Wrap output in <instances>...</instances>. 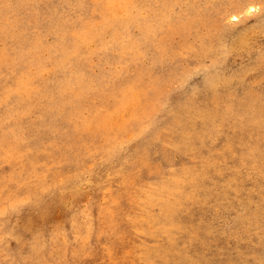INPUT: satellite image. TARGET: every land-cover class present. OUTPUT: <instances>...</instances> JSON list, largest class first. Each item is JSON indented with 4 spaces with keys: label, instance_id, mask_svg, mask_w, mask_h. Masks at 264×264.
I'll list each match as a JSON object with an SVG mask.
<instances>
[{
    "label": "rangeland",
    "instance_id": "1",
    "mask_svg": "<svg viewBox=\"0 0 264 264\" xmlns=\"http://www.w3.org/2000/svg\"><path fill=\"white\" fill-rule=\"evenodd\" d=\"M263 251L264 0H0V264Z\"/></svg>",
    "mask_w": 264,
    "mask_h": 264
},
{
    "label": "bare ground",
    "instance_id": "2",
    "mask_svg": "<svg viewBox=\"0 0 264 264\" xmlns=\"http://www.w3.org/2000/svg\"><path fill=\"white\" fill-rule=\"evenodd\" d=\"M160 1H161V0H160ZM107 2H108V1H107ZM115 2H116V1H115ZM120 2H122V1H120ZM158 2H159V1H158ZM165 2H166V1H165ZM113 3H114V2H113ZM118 3H119V2H118ZM130 4H131V3H130ZM155 4H156V3H155ZM166 4H167V3H166ZM118 5H119V4H118ZM169 5H170V4H169ZM169 5H168V6H169ZM110 6H111V5H110ZM126 6H127V5H126ZM164 6L166 7V5H164ZM168 6H167V7H168ZM170 6H171V5H170ZM173 6H174V5H173ZM108 7H109V6H108ZM113 7H115L114 4H113ZM122 8H123V7H122ZM169 8H170V7H169ZM171 8H172V7H171ZM173 8H174V7H173ZM248 8H249V11H255V10H256V3H254V2L249 3V4H248ZM105 9H106V8H105ZM159 9H160V8H159ZM162 9H163V7H162ZM123 10H124V9H123ZM96 12H97V11H96ZM105 12H106V11H105ZM108 12H109V11H108ZM108 12H107V13H108ZM122 12H123V11H122ZM112 13H113V11H112ZM114 13H115V12H114ZM142 13H143V12H142ZM103 14H104V13H103ZM119 15H120V14H119ZM119 15H118V16H119ZM236 15H237V14H236ZM234 17H235V16H234ZM238 17H239V16H238ZM231 18H233V17H231ZM164 19H165V18H164ZM111 20H112V19H111ZM236 20H237V19H236ZM99 22H100V21H99ZM102 22H103V21H102ZM165 22H166V21H165ZM97 23H98V22H97ZM89 27H90V26H89ZM103 27H104V26H103ZM154 27H155V26H154ZM155 29H156V28H155ZM108 30H109V29H108ZM153 30H154V28H153ZM162 30H163V29H162ZM89 31H90V30H89ZM159 31H161V30L159 29ZM93 33H96V32H93ZM165 33H166V32H165ZM85 34H86V32H85ZM88 37H89V36H88ZM88 37H87V38H88ZM92 37L94 38V36H92ZM94 41H95V40H94ZM94 43H95V42H94ZM92 47H94V46H92ZM79 51H80V50H79ZM114 52H115V51H114ZM127 61H128V60H127ZM223 75H224V74H223ZM131 90H132V89H131ZM31 97H32V96H31ZM134 98H135V97H134ZM138 102H139V101H138ZM133 104H134V103H133ZM131 105H132V104H131ZM136 105H137V104H136ZM126 107H127V106H126ZM137 108H138V107H137ZM124 110H125V109H124ZM102 111H103V110H102ZM111 111H112V109H111ZM113 111H114V110H113ZM126 111H127V110H126ZM117 112H118V111H117ZM116 114H117V113H116ZM123 116H124V115H123ZM259 116H260L259 114H253L252 117H251V119H250V121H251V122H255L257 119H259ZM111 121H112V120H111ZM127 121H128V120H127ZM102 122H103V121H102ZM105 122H106V121H105ZM115 122H116V121H114V123H115ZM119 122H120V121H119ZM110 123H111V122H110ZM103 124H104V123H103ZM120 124H122V123L120 122ZM108 125H109V124H108ZM87 126H88V125H87ZM95 126H98V125L96 124ZM99 126H100V125H99ZM112 126H113V125H112ZM85 127H86V126H85ZM83 128H84V127H83ZM105 128H106V126H105ZM92 130H93V129H92ZM87 131H88V130H87ZM141 131H142V130H141ZM139 133L141 134V132H139ZM130 161H131V160H130ZM90 164H91V163H90ZM73 170H74V169H73ZM59 172H60V171H59ZM82 172H83V171H82ZM61 173H62V172H61ZM61 173H60V174H61ZM70 173H71V172H70ZM70 173H69V176L71 175ZM57 174H58V173H57ZM73 174H74V173H73ZM168 174H169V173H168ZM149 175H150V174H149ZM157 175H158V174H157ZM157 175H156V176H157ZM54 176H55V175H54ZM59 176H60V175H59ZM67 176H68V175H67ZM73 176H74V175H73ZM163 176H164V175H163ZM56 177H57V176H56ZM70 177H71V176H70ZM75 177H76V173H75ZM146 177H147V176H146ZM154 177H155V175H154ZM158 177H159V176H158ZM71 178H72V177H71ZM73 178H74V177H73ZM76 178H77V177H76ZM76 178H75V179H76ZM151 178H152V177H151ZM155 178H156V177H155ZM162 178H163V177H162ZM120 179H121V178H120ZM147 179H148V178H147ZM64 180H65V179H64ZM64 180H63V181H64ZM68 180H70V179H68ZM148 180H149V179H148ZM155 180H156V179H155ZM63 181H62V182H63ZM70 181H71V180H70ZM76 181H77V180H76ZM152 181H153V180H152ZM62 182H60V183L62 184ZM68 184H69V183H68ZM47 185H48V184H47ZM52 185H53V184H52ZM48 186H49V185H48ZM55 186H56V185H55ZM50 187H52V186H50ZM45 188L47 189L48 187H45ZM49 190H50V189H49ZM44 191H45V190H44ZM48 192H49V191H48ZM59 192H60V191H59ZM133 192H134V191H133ZM43 193H44V192H43ZM131 193H132V192H131ZM50 194H51V193H50ZM50 194L48 193V195H50ZM144 194H145V193H144ZM155 194H156V193H155ZM36 195H37V194H36ZM36 195H35V196H36ZM72 195H73V194H72ZM137 195H138V194H137ZM23 196H25V195H23ZM31 196H33V195H31ZM18 197H19V196H18ZM29 197H30V196H29ZM37 197H38V196H37ZM39 197H40V194H39ZM132 197H134V196L132 195ZM24 198H25V197H24ZM24 198H23V199H24ZM30 198H31V197H30ZM68 198H69V197H68ZM108 198H109V197H108ZM56 199H57V198H56ZM56 199H55V200H56ZM70 199H71V198H70ZM72 199H73V198H72ZM74 199H75V198H74ZM171 199H172V198H171ZM13 200H14V199H13ZM109 200H110V198H109ZM25 201H27V200H25ZM36 201H38V200H36ZM12 202H13V201H12ZM30 202H31V201H30ZM34 202H35V200H34ZM50 202H51V201H50ZM63 202H64V201H63ZM65 202H66V201H65ZM236 202H237V201H236ZM6 203H8V202H6ZM19 203H20V201H19ZM22 203H23V202H22ZM22 203H21V204H22ZM25 203H27V202H25ZM56 203H57V202H56ZM68 203H69V202H68ZM9 204H10V203H9ZM23 204H24V203H23ZM28 204H29V203H28ZM47 204H48V203H47ZM49 204H50V203H49ZM52 204H54V203L52 202ZM102 204H103V203H102ZM237 204H239V203H236L235 205H237ZM5 205H6V204H5ZM10 205H12V204H10ZM25 205H26V204H25ZM6 206H7V205H6ZM8 206H9V205H8ZM14 206H16V209H19V208H17V207H18L17 204L14 205ZM14 206L12 205V207H9V208H13ZM42 206H43V205H42ZM53 206H54V205H53ZM99 206H100V205H99ZM23 207H24V205H23ZM99 208H103V206H102V207L100 206ZM212 208H213V207H212ZM212 208H211V209H212ZM14 209H15V208H14ZM16 209H15V212H16ZM20 209H21V208H20ZM74 209H75V208H74ZM11 210H12V209H11ZM100 210H101V209H100ZM12 211H13V210H12ZM19 211H21V210H19ZM28 211H29V210H28ZM30 211H31V210H30ZM101 211H102V210H101ZM103 211H105L104 208H103ZM153 211H154V210H153ZM33 212H34V211H33ZM48 212H49V211H48ZM99 212H100V211H99ZM25 213H26V212H25ZM91 213H92V212H91ZM47 214H48V213H47ZM67 214H68V213H67ZM78 214H79V213H78ZM251 214H252V213H251ZM252 215H253V214H252ZM77 216H79V215H77ZM194 216H195V215H194ZM194 216H193V217H194ZM112 217H113V216H112ZM210 217H212V216H210ZM248 217H249V216H248ZM35 218H36V216H35ZM253 218H254V217H253ZM21 219H22V218H21ZM75 219H76V217H75ZM78 219H79V218H78ZM125 219H126V218H125ZM205 219H206V218H205ZM210 219L212 220V218H210ZM32 220H33V218H32ZM30 221H31V220H30ZM30 221H29V222H30ZM205 222H206V221H205ZM18 223H19V222H18ZM23 223H24V221H23ZM25 223H26V222H25ZM180 225H181V224H180ZM214 225H215V223H214ZM191 226H192V225H191ZM28 228H29V227H28ZM170 228H171V227H170ZM30 230H31V229H30ZM171 230H172V229H170V231H171ZM45 231H46V230H45ZM180 231H181V230H180ZM182 231H183V230H182ZM207 231H209V230H207ZM36 232H37V231H36ZM178 232H179V231H178ZM206 234H207V233H206ZM172 236H174V235H172ZM191 236H192V235H191ZM203 236H205V235H203ZM80 237H81V236H80ZM145 237H146V236H145ZM210 237H211V236H210ZM81 238H82V237H81ZM89 238H90V237H89ZM168 238H169V236H168ZM172 238L174 239V237H172ZM142 239H143V238H142ZM175 239H176V238H175ZM201 239H202V238H201ZM210 239H211V238H210ZM63 241H65V240H63ZM169 241H170V240H169ZM203 241H204V240H203ZM100 242H101V241H100ZM201 242H202V240H201ZM201 242H200V243H201ZM92 244H93V243H92ZM145 244H146V243H145ZM177 245H178V243L176 244V246H177ZM204 245H205V244H204ZM172 246H173V245H172ZM174 246H175V242H174ZM201 246H203V245L201 244L200 247H201ZM198 247H199V246H198ZM198 247H196V248H198ZM182 248H183V245H182ZM158 249H159V248H158ZM160 249H161V248H160ZM160 249H159V250H160ZM174 249H175V248H174ZM178 249H179V248H178ZM218 249H219V248H218ZM159 250H158V251H159ZM162 250H163V249H162ZM165 250H167V249L165 248ZM165 250H164V251H165ZM170 250H171V249H170ZM182 250H183V249H182ZM184 250H185V248H184ZM184 250H183V251H184ZM196 250H197V249H196ZM196 250H195V251H196ZM198 250H200V248H199ZM93 251H95V250H93ZM158 251H157V252H158ZM168 251H169V250H168ZM173 251H174V250H173ZM186 251H187V249H186ZM191 251H194V250H191ZM195 251H194V253H195ZM204 251L206 252V249H205V248H204ZM147 252H148V251H147ZM165 252H166V251H165ZM184 252H185V251H184ZM196 252L198 253V251H196ZM263 252H264V251H263ZM186 253H187V252H186ZM197 253H196V254H197ZM201 253H202V255L204 254L203 252H201ZM201 253H200V254H201ZM261 253H262V252H261ZM206 254H207V253H206ZM176 255H177V254H176ZM191 255H192V254H191ZM202 255H200V256H202ZM260 255H261V254H260ZM263 255H264V254H263ZM93 256H94V254H93ZM170 256H171V255H170ZM179 256H180V255H179ZM203 256H204V255H203ZM95 257H96V256H95ZM188 257H189V256H188ZM190 257H191V256H190ZM93 258H94V257H93ZM148 258H149V257H148ZM183 258H186V257H183ZM197 258H198V256H197ZM89 259H90V258H89ZM178 259H179V258L176 257V261H177ZM201 259H202V258H199L200 261H201ZM205 259H206V258H205ZM205 259H204V260H205ZM208 259H209V258H208ZM86 260H87V259H86ZM86 260H85V261H86ZM90 260H91V259H90ZM166 260H167V259H166ZM168 260H169V258H168ZM168 260H167V261H168ZM155 261H156V260H155ZM160 261H161V258H160ZM192 261H193V260H192ZM197 261H198V260H197ZM177 262H178V261H177ZM183 262H184V261H183ZM205 262H206V261H205ZM207 262H208V261H207ZM159 263H160V262H159ZM165 263H166V261H165ZM185 263H186V262H185ZM188 263H189V260H188ZM193 263H194V261H193ZM197 263H198V262H197ZM197 263H196V264H197ZM200 263H201V262H200ZM202 263H203V262H202ZM235 263H236V262H235ZM90 264H91V263H90ZM174 264H175V262H174ZM177 264H178V263H177ZM189 264H190V263H189ZM194 264H195V263H194ZM218 264H219V263H218ZM228 264H229V263H228Z\"/></svg>",
    "mask_w": 264,
    "mask_h": 264
}]
</instances>
